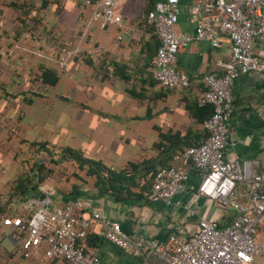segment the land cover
<instances>
[{"label": "crops", "instance_id": "1", "mask_svg": "<svg viewBox=\"0 0 264 264\" xmlns=\"http://www.w3.org/2000/svg\"><path fill=\"white\" fill-rule=\"evenodd\" d=\"M117 1L127 33L100 30L90 23V35L82 37L91 8L81 0H0L1 208L7 206L9 185L41 157L36 150L44 145L55 159L69 150L81 160L95 162L105 184L95 186L97 177L88 175L87 165L80 171L74 161L63 162L31 196L49 200L52 207L76 198L89 200L92 211L117 222L125 235L141 234L154 242L164 241L175 227L193 233L205 218L224 227L235 213L199 195L200 173L174 157L206 138L195 117L204 90L201 79L222 75L219 63L230 60L231 43L226 37L217 48L192 43L176 61L189 76L190 87L160 89L151 65L157 43L145 25V9L164 0ZM195 2L180 0L177 34L193 32ZM13 4L29 7V16H21ZM66 44L76 55L59 70L57 50ZM253 51L264 58V43L255 44ZM44 70L53 71L55 84L43 83ZM231 95L226 157L256 162L255 170L264 178V123L257 113L264 105V74H240ZM165 166L184 171L187 180L170 203L152 202V175ZM119 173L123 178L117 192L110 191L109 178ZM9 208L12 215L19 205L13 201ZM98 229L97 224L92 233ZM257 239H264V224ZM43 249L25 257L17 234L0 226V264H62L45 261ZM95 249L103 264H144L106 241ZM251 264H264V257Z\"/></svg>", "mask_w": 264, "mask_h": 264}, {"label": "built area", "instance_id": "2", "mask_svg": "<svg viewBox=\"0 0 264 264\" xmlns=\"http://www.w3.org/2000/svg\"><path fill=\"white\" fill-rule=\"evenodd\" d=\"M83 6L91 8V15L82 37L90 35V23H96L100 30L116 28L122 35L127 33L117 0H83ZM179 14L180 0H164L145 15L146 25L154 29L159 41L151 65L160 89L190 87L189 76L177 68L176 61L192 43L204 42L217 48L222 37L231 43L230 60L219 63L222 75L201 79L204 90L197 104L212 109L204 122L206 139L174 158L200 173L198 194L234 212V219L224 227L213 219H201L193 233L175 227L164 241L154 242L141 234L125 235L117 222L92 211L89 200L76 198L52 207L47 199L30 197L21 203L19 216L3 215L0 205V226L17 234L25 257L43 247L45 261L103 264L97 249L86 246L97 224L96 234L103 241L144 264H251L256 257H264V239H257L264 224V178L257 174L256 162L227 158L225 153L231 128L232 85L240 74H264V58L253 51L255 44L264 43V0H196L190 19L192 33H176ZM117 39L121 40V36ZM57 51L56 66L65 70L76 51L68 44ZM257 113L264 123V105L258 107ZM186 180V173L180 169L160 168L153 177L149 200L170 203Z\"/></svg>", "mask_w": 264, "mask_h": 264}, {"label": "trees", "instance_id": "3", "mask_svg": "<svg viewBox=\"0 0 264 264\" xmlns=\"http://www.w3.org/2000/svg\"><path fill=\"white\" fill-rule=\"evenodd\" d=\"M99 0H89L90 3H96ZM81 4L83 5V0H81ZM15 9L20 10V15L24 17H28L31 9L27 7L24 4H13L12 5ZM154 6V5H153ZM153 6L151 8L145 9V15L147 12L153 9ZM146 25V23H145ZM147 28L153 33V36L156 39V49L158 47L159 41L158 37L154 31V29L148 25H146ZM156 52V50H155ZM155 54V53H154ZM154 56V55H153ZM153 58V57H152ZM152 61V59H151ZM52 70H44L42 75L43 83L49 82V85H53L56 83L57 78L54 75L52 77ZM51 76V77H50ZM211 107L209 105L206 106H198L196 102V113L195 117L200 121L203 130H204V122L208 119V117L211 114ZM205 131V130H204ZM207 136V135H206ZM206 139V138H205ZM204 139V140H205ZM204 142V141H203ZM198 143L196 145L202 144ZM194 145V146H196ZM36 153L40 154L41 157L35 158L30 166H28L21 176L18 178L17 181L9 185L8 190V203L7 206H4L1 208V212L3 215H10V216H19L21 215L20 205L21 203L27 199L30 198L32 195H35L38 193L39 187L42 185V183L54 172V169L58 170V168L62 165L63 162L66 161H74L78 165V169L82 171L83 165H87L89 168L88 175H95L97 177V182L95 183V186L101 185L102 187H105L104 182L100 179L99 174L97 173V168L95 167V162H89L86 160H81L78 157V154H74L72 151H65L63 154L60 155L58 159L54 158L53 153L44 145H39ZM27 163V162H26ZM99 169H101V166H98ZM165 167H171V166H165ZM134 168V166H133ZM156 172L152 175V180ZM123 178V174L119 173L115 176V178H109L112 182L108 183V189L113 192L116 191L117 184H120L121 179ZM16 201L19 205V209H17L12 215L10 213V204ZM101 241H103L97 234H89L87 240H86V246L89 248H96ZM55 263H59V260H54ZM66 264V263H63Z\"/></svg>", "mask_w": 264, "mask_h": 264}, {"label": "rangeland", "instance_id": "4", "mask_svg": "<svg viewBox=\"0 0 264 264\" xmlns=\"http://www.w3.org/2000/svg\"><path fill=\"white\" fill-rule=\"evenodd\" d=\"M29 168V167H28ZM16 204H17V202H16Z\"/></svg>", "mask_w": 264, "mask_h": 264}]
</instances>
